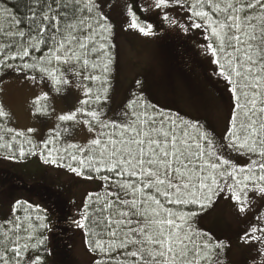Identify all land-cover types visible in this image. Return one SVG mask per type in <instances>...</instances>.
<instances>
[{
	"label": "snow or ice",
	"instance_id": "snow-or-ice-1",
	"mask_svg": "<svg viewBox=\"0 0 264 264\" xmlns=\"http://www.w3.org/2000/svg\"><path fill=\"white\" fill-rule=\"evenodd\" d=\"M117 6L123 29L144 37L156 34L151 13L185 34L200 30L203 54L232 99L226 143L206 123L148 101L139 79L120 112L107 115L112 20L105 8ZM12 74L56 94L73 85L82 92L45 139L7 128L11 138L0 148L8 159L38 156L103 182V194L88 192L72 221L84 230L93 264H222L226 242L197 227L221 197L249 221L239 237L255 253L249 264H264V0H0V84ZM49 101L41 91L32 115L49 116ZM11 117L0 103V122ZM69 123L93 137L83 145L63 141ZM46 213L28 201L13 204L12 218L0 222V264H47Z\"/></svg>",
	"mask_w": 264,
	"mask_h": 264
},
{
	"label": "rangeland",
	"instance_id": "rangeland-1",
	"mask_svg": "<svg viewBox=\"0 0 264 264\" xmlns=\"http://www.w3.org/2000/svg\"><path fill=\"white\" fill-rule=\"evenodd\" d=\"M114 4H122L124 0H112ZM105 12L111 16L112 23L118 35V66L117 73L113 78L111 88L109 90V101L105 107V111L109 117L116 116L121 108L126 104L129 96L135 88V81L142 80L143 87L150 85L148 83H159V68L157 67L152 53L153 37H144L133 30L125 31L123 29L124 17L119 6L108 9ZM149 18L152 19V15ZM192 38V45L198 54L206 58L210 69L214 70V65L211 63V58L203 54L201 45L204 43L200 30L190 31L188 33ZM41 91L50 92L49 105L54 111L45 117H34L31 111V102ZM178 93L177 99H181L179 105L188 113L196 118H207L210 125H212L211 132L214 134L218 144L226 143L223 140L225 129L228 124L229 108L226 109L223 105H212L209 110L196 112L187 106L183 101L182 96ZM187 101L193 107H199V97L188 98L184 94ZM79 98H82V92L75 85L70 87L63 94H56L51 92L47 87L41 85H33L30 82L22 81L16 78L15 74L9 75L0 84V103H2L8 110H10L12 117L7 122L6 128H12L15 131L29 134L35 141L45 139L51 131L57 130L58 121L56 116L73 109L77 105ZM42 103H44L42 101ZM221 104V103H220ZM69 132L62 133L63 141L67 143L86 144L89 139L93 137L87 128L82 124H67ZM29 128L34 129L33 133H28ZM60 147L66 146L61 143ZM225 156H230L234 162L245 164L246 158L238 156L236 153H229L225 151ZM45 164H43L38 156H31L29 159L14 162L12 160L0 159V170L7 169L14 174L23 176L24 174L33 175L36 178H25L30 184L41 182L49 186L55 192L58 188L65 186V191L61 194L69 202L73 203V210L76 219L80 218V210L82 202L88 192L104 190L101 185L102 181L97 179H82L70 171H63L52 166H48L46 172L43 174ZM43 174V175H42ZM37 179V180H36ZM62 183V184H61ZM62 191V190H61ZM30 195V194H29ZM42 196V195H40ZM39 195L31 193L30 196L21 193L11 201H3L0 205V222L10 219L12 206L17 200H24L34 203L39 202ZM41 200V199H40ZM261 204L259 198L254 203V208ZM251 217V213L248 214ZM248 219L242 218L237 213L229 200L223 197L219 198L214 205L209 209L208 213L202 214L197 218L199 228L214 227L218 233L223 235L220 239L228 242V246L220 253L222 264H249L250 259L255 253L247 245H244L239 237L245 228L248 226ZM59 232V229H54ZM74 236L71 243V255L77 260L79 264H92L94 256L89 252L85 244L83 230L73 226Z\"/></svg>",
	"mask_w": 264,
	"mask_h": 264
},
{
	"label": "trees",
	"instance_id": "trees-1",
	"mask_svg": "<svg viewBox=\"0 0 264 264\" xmlns=\"http://www.w3.org/2000/svg\"><path fill=\"white\" fill-rule=\"evenodd\" d=\"M7 2L9 4H15L18 3L19 0H7ZM152 19L153 23L156 25L154 29L156 34L152 36V53L155 63L159 68V83H148L150 85L143 87L142 91L145 97L148 101L160 106L165 111L178 112L185 118L206 123L211 131L212 125H210L209 120L207 118H196L192 114H188L183 107L179 105L181 99L179 98L178 100L177 96L179 92H182L179 95L182 96L183 101L185 100L191 111L200 112L199 109L201 111H206L216 103L217 105L225 106L226 109L229 108V113L231 115L232 99L230 93L226 91L225 82L222 78L213 75V69H210L206 58L195 51L192 45V38L189 34H185L179 29L167 27L156 14L152 15ZM117 42V31L112 23V33L109 37L110 47L108 49L111 56V63L109 65L110 71L107 77L109 90L114 81L113 78L117 73L119 52ZM215 68L216 66L214 65V69ZM184 94L187 95L188 98L199 97V107H193L194 104L191 105L184 97ZM129 99H131V95ZM0 129H3L0 130V136L5 137V140L0 141V143H4L11 138V134L6 132V124L3 122H0ZM26 135L32 138L31 135ZM15 147L16 146H14V149ZM8 155V149L0 148V159L20 162L31 157L25 156L23 159H20L17 152V159H8L6 158ZM65 162L67 163V161ZM48 166L50 167L52 165H45L43 174L46 172ZM55 168L69 171L66 167ZM78 177L85 179L82 176ZM25 178L33 179L36 177L29 174H24L23 176L17 175L7 169L0 170V205L3 201L13 200L16 194L19 193L25 196H30L31 193L39 195L41 200L39 199L36 205H40L42 208L47 209V219L45 221L47 227L42 230L43 234L48 237L47 248L50 250V254L47 256V264H79L71 255L70 248L74 236L73 226L75 225L72 221L76 219V216L73 210V203L66 200L61 194L65 191V186L63 188L60 186L58 191L55 192L49 186L45 185L43 181L30 184ZM94 192L103 194L104 190ZM211 207L212 205L204 210L202 214L208 213ZM19 214L21 216L24 215L22 211ZM9 215H11L12 218V212ZM197 227L199 228L198 223ZM56 228L59 229V232L54 231ZM199 229L203 232L212 234L216 239L220 240L223 237L214 227H201ZM84 238L86 239L85 234ZM226 244L228 246V242H226ZM227 246L224 249H226Z\"/></svg>",
	"mask_w": 264,
	"mask_h": 264
}]
</instances>
